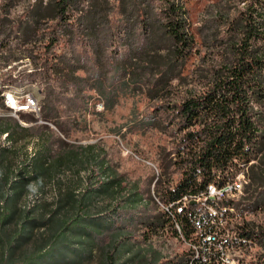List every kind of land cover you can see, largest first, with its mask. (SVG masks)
Segmentation results:
<instances>
[{"label": "trees", "instance_id": "obj_1", "mask_svg": "<svg viewBox=\"0 0 264 264\" xmlns=\"http://www.w3.org/2000/svg\"><path fill=\"white\" fill-rule=\"evenodd\" d=\"M200 1L47 0L12 20L14 0H0V58L6 65L31 61L28 72L13 76L11 66L0 74V93L7 83L36 82L45 121L39 133L28 128L37 143L16 160L1 139L10 144L15 130L27 128L0 118V245L10 256L34 244L9 264H86L98 254L101 264H118V247L136 242V232L141 240L167 229L192 239L197 226L210 224L195 197L209 182L231 178L230 167L246 166L249 201L239 208L229 198L217 204L234 205L240 214L264 207V0H208L197 17ZM12 43L20 57L9 62ZM197 57L203 62L192 66ZM124 86L149 101L130 128L167 139L152 158L160 168L152 191L150 183L144 187L118 171L98 145L66 140L76 114L92 99L89 90L109 109ZM2 102L0 96L4 108ZM49 183L58 192L41 202ZM99 198L112 204L97 208ZM155 200L172 204L170 211L157 209ZM235 227L240 240L264 242V226L243 220ZM5 228L12 234L4 235ZM257 264H264V255Z\"/></svg>", "mask_w": 264, "mask_h": 264}, {"label": "rangeland", "instance_id": "obj_2", "mask_svg": "<svg viewBox=\"0 0 264 264\" xmlns=\"http://www.w3.org/2000/svg\"><path fill=\"white\" fill-rule=\"evenodd\" d=\"M38 1L41 2L42 6H45L47 2V0H14V5L9 10V17L12 20L26 18V11L36 7ZM206 2H208V0H202L194 6V14L197 17L200 16L197 15L199 7L200 9L203 7L200 6L201 3ZM11 46L12 50L9 53V62L13 57H20V51L16 49L14 43H12ZM201 60L200 57L195 58L192 66L201 64L203 62ZM6 62L5 59L0 58V67L2 66L0 68L1 76H3L4 73H9L11 71L9 67L11 66L14 68L13 76L18 70H24L26 72L31 70V61L28 58L15 60L10 62L9 65L4 64ZM0 86L2 87L1 82ZM130 87L131 86H124L121 90L116 91V103L109 109L105 108L104 105H102V108H99L97 102H102L103 104L100 95L93 89L89 90L88 93H90L92 99L87 102L85 109L80 110V114H76V120L72 123L73 126L70 128L66 140L74 144L98 145L103 152H106L107 157L118 171L125 172L131 181H137L144 187L150 183V190L152 191L154 181L160 171L158 163L152 160V158H154L156 146L163 143L167 145V139L160 136L158 132L155 131L143 132L140 129L130 128V125H133V122L139 119L146 111L149 103L143 93L134 92ZM3 89L4 91H10L18 96H23L25 93H32L38 101V107H40L42 95L40 86L36 82L23 81L13 84L7 83V86ZM29 114L33 115L37 120L29 121L23 119L21 115L12 116L8 109L0 107V118H9L10 121H16L20 126L27 128L26 130H15L13 138L10 139V144H7V140L1 139V144L10 145L9 149H11L12 152H9L10 154L8 153V156L12 159L16 158V160H19L20 157L23 156L25 149L29 154L33 152L38 135H33L32 133H39L41 129L37 128V125L45 123L44 120L40 119L39 111L38 113L32 112ZM48 124L54 135L57 134L63 137L52 123L48 122ZM29 127L32 129V133L28 131ZM35 130H37V132H34ZM154 174L155 178L152 177ZM169 174L172 179H175L176 174L173 173V170H171L168 175ZM65 175L71 178L73 173L72 171H67ZM80 175L85 176V173L81 172ZM44 188L41 202L52 201L58 192V187L49 183ZM245 190H241V192L234 195L235 202H240L238 208L243 205L244 207L247 206L249 201L246 198ZM35 194L36 191L32 189L29 198L32 200ZM95 203L97 208H101L106 203H111V200H109V198H99ZM155 203L157 204V209H161L162 205L157 203V200H155ZM147 207L152 208L153 204H148ZM243 220L264 226V207H257L246 212V216L241 219V222ZM235 221H240V218L233 220V222ZM9 232L12 234V231L5 228L3 234L7 235ZM135 237L137 238L136 242L125 245L122 244L118 247L117 253L119 256L116 257L118 264H177L178 261L182 259V255L185 256V253L188 251V244L183 239L174 236L169 229L156 232L147 240L139 239L140 234L138 232L135 233ZM33 245L34 244H27L20 248L18 252H13L10 256L4 254L3 247L0 245V264H3L4 260L6 261L5 264H9L13 259L18 260L22 255L32 251L34 248ZM262 252H264V244L256 245V247L254 245L252 248H248L247 251L242 253L243 259L249 261L253 260L257 254ZM247 257L250 259H247ZM100 258L99 254L95 255V257L86 264H101ZM57 260L56 257L55 261Z\"/></svg>", "mask_w": 264, "mask_h": 264}, {"label": "built area", "instance_id": "obj_3", "mask_svg": "<svg viewBox=\"0 0 264 264\" xmlns=\"http://www.w3.org/2000/svg\"><path fill=\"white\" fill-rule=\"evenodd\" d=\"M7 93L6 102H2L5 109H8L12 116H19L22 113H32L30 112V105H38V102L33 101V95H24L21 98H11L9 92ZM97 106L102 108V102H97ZM245 169L233 170L230 167L227 171H232V178L227 182H218V180L211 181L207 184L206 192L195 197V203H197L201 208V214H215V221L221 225L223 230L229 231L228 220L229 219H241L246 216L245 210L243 214H240L239 209L224 210V205L219 206L217 203L223 199L229 198L234 200V195L243 190L248 179L245 177ZM187 197L182 200V205L187 203ZM164 206L162 205V208ZM172 207V204L165 206L164 208L168 211ZM181 206L177 207V211L181 210ZM209 224V223H208ZM178 227V225H177ZM264 228V227H262ZM179 229V228H178ZM180 237L183 239L182 235ZM234 237V235H232ZM193 238L200 242L201 246V256L200 258H193L191 254V259L188 264H218L212 263V255H223V260L234 261V251L235 249H224L221 245L220 239H215V235L194 233ZM184 240V239H183ZM249 242V241H248ZM260 244V241H257ZM249 244H251L249 242ZM247 259H250L247 257Z\"/></svg>", "mask_w": 264, "mask_h": 264}, {"label": "bare ground", "instance_id": "obj_4", "mask_svg": "<svg viewBox=\"0 0 264 264\" xmlns=\"http://www.w3.org/2000/svg\"><path fill=\"white\" fill-rule=\"evenodd\" d=\"M5 86H7V84L3 85V87H5ZM6 92H9L11 98H21L24 95L32 94V93H25L23 96H18V95H14L10 91H7V90L4 91V89H3V91L0 93V96L2 97L3 102H6V100H7V93ZM33 101L38 102L34 95H33ZM38 106L39 105H30V112L38 113V111H39ZM238 167H240V166H238ZM244 168H246V166H244ZM241 169H239V170H241ZM245 171H246V169H245ZM245 177H246V175H245ZM231 178H232V176H231ZM231 178H229L225 181H222V182H227ZM231 209H236V208L234 205L224 206V210H231ZM205 215H206L207 220H209V223H210L209 228H203V226H197L194 233H202V234H211L212 233L213 235H215V239H220L221 245H223L224 249H235L236 248V250L234 251V261L223 260V255H212V263H218V264H257V262L261 259L262 255H264V252L257 254L254 257V259L250 260V261L243 259L242 253L244 251H247L248 248H252L254 245L256 247V245L264 244V242L260 241V244H259L255 240H248L251 243V244H249L248 241L240 240L239 239L240 235L236 233V227H235V225L238 222H236V221L233 222V220H235V219H229L228 220L229 231H227V230H223L221 228V225H219L218 222L215 221V214H205ZM232 235H234V237H232ZM191 236H193V234ZM184 241L188 244V251H187V253H185V256H188L187 257L188 260L185 261L186 262L185 264H188L189 260L191 259V254H192L193 258H200L201 246H200V242H198V240L194 239V238L189 239V240H184Z\"/></svg>", "mask_w": 264, "mask_h": 264}]
</instances>
